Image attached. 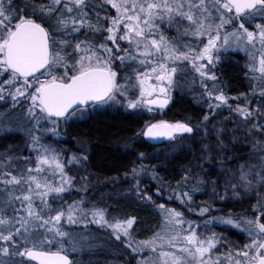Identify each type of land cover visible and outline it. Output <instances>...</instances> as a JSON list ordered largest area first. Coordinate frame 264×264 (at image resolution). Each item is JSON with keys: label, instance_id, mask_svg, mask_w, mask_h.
Here are the masks:
<instances>
[{"label": "snow or ice", "instance_id": "snow-or-ice-1", "mask_svg": "<svg viewBox=\"0 0 264 264\" xmlns=\"http://www.w3.org/2000/svg\"><path fill=\"white\" fill-rule=\"evenodd\" d=\"M7 2L10 4L11 0H7ZM105 2L116 9L117 13L115 17L105 18L110 19L111 26L107 28H104L103 24L100 23L98 14L96 23H93L89 18V12L86 9L93 7L92 0H47V3H41L38 6L34 4L26 5V8L29 9L28 15H24L18 8H5V0H0V75H3L4 72H10V79L4 82L6 84H13L17 80L23 81L21 86L16 88V95L18 96H23L27 88L32 87V83H29V77L34 78V83L37 86L29 97L33 103V108L29 109L30 113L34 109H39L41 113L46 114L43 117L45 119L54 116L64 117L67 120L80 112L82 107L87 105L89 101L107 103L115 100L116 94L118 92L122 94L124 88V85H118L116 82L117 73L111 68L112 48L108 47L107 43L97 46L92 43L91 39L80 40L75 43L68 39H58L57 36L50 34L42 23H38L33 18L37 12L43 17H54L53 32L62 33L64 36L79 33L81 29H87L92 33L107 32L106 40L111 41L117 50L120 49L118 41L128 42L133 51L130 52L128 49H124L125 55L117 57L121 63L123 64L125 60H133L138 61L140 65H147L151 69L150 72L137 74V81L141 88L140 99L136 102H129V108L142 106L144 103L143 98L151 96L155 91L167 96L168 90L165 87L161 86L157 89L155 85L147 83L154 76L158 82L172 84V77L176 72V68H169L166 62L161 61H172L173 63L178 60L191 61L195 71L200 73L201 77H207L213 81L217 80L212 69L215 67V63L219 61V55L214 57L212 53L214 49H217V41L221 39L220 29L227 24H231L233 20H239L242 17L254 18L256 15L264 17V0H105ZM213 10L218 13L219 19V23L215 27L208 23L209 20L214 19L212 16ZM226 16L227 18H225ZM165 19L170 25L187 21L189 27L185 29L184 34L207 35V44L200 52H196L191 48L186 52H178L176 46L171 44L163 33L159 32V24L156 21H164ZM255 27L258 31H249L244 23H239L235 32L228 33L223 37V45L228 43V36L231 35L237 38L244 36L250 43L258 40L261 46L264 47V25L256 24ZM156 35L159 36V39L155 38ZM68 46H72L73 51L82 54L72 65L73 75L69 76L65 72L64 76L57 77L52 74V69L62 63L67 67L61 52ZM98 50L107 53V58L98 56ZM153 57L156 59L153 60ZM205 59L206 64H197V61ZM41 69H45L51 76L50 80L39 81L38 78H35L34 74ZM253 71L259 72L261 78L264 79V55L261 56L258 67H253ZM2 92L3 85L0 84V93ZM209 95L211 96L212 93L209 92ZM260 95L264 97V89H261ZM3 98V95L0 94V99ZM13 99H15V96H13ZM215 99L220 102L215 107H220L221 105H228L230 98L221 91L219 95L215 96ZM146 103L147 105L158 104L162 109L167 105L168 99H153L148 100ZM229 108L231 109L230 105ZM148 110L152 111V108L149 107ZM232 110L246 121L258 115L264 117V113H261L259 108L252 110L247 106H237ZM204 119L207 120L208 117L205 116ZM52 123L55 125L57 121L53 120ZM254 127L257 126L254 125ZM258 127L261 131H264V125ZM52 131H55V129H52ZM193 131L194 129L187 123L170 124L161 121L148 126L144 134L150 138L168 137L171 139L174 138L176 133H192ZM38 140L39 137H33V145ZM48 151L49 149L45 147L44 152L47 153ZM83 159H86V157ZM261 159L264 160V158ZM73 160L79 162L76 157H73ZM47 164H54L59 169L61 173L59 186H53L47 180L41 183L37 176L31 175L33 171H44L39 165ZM0 167H3L2 162H0ZM252 167L254 166H249L246 169L244 165H241L239 169L238 183L243 186L245 192L255 187L250 177L254 176L257 183L264 185V175L261 172L253 173ZM63 169L64 166L59 162L56 155L49 159L48 155L42 154L39 157L38 167L35 170H26L28 172L27 176L13 175L10 171L0 173V185L5 186L6 192L4 203L10 204L19 201L24 211L23 216L9 217L4 209L0 207V241L16 245L17 236L24 241L12 253H10L9 247H0V253L4 256L15 255L28 260L39 261V264H73V261L67 255L62 254L66 242L65 238H67V242H70L72 251L81 250L78 249L81 241L77 240L72 233L65 231L64 225L65 223L68 225L82 223L87 213L79 206V202L68 205L64 210H55L52 209L46 199L53 193L58 195L65 192L67 190L65 185H71L72 178L66 177ZM133 172H135V169ZM227 183L233 189V195L238 196L237 184L232 183L230 180ZM8 185L22 187H13L8 190ZM23 185H26V187H23ZM17 191L20 192V195H16ZM185 197L187 200L192 199L191 195L183 193V196L180 197L182 202ZM147 199H151V197H147ZM37 201H39L38 205ZM159 207L164 208L163 205ZM257 209L260 216H264V203L258 202ZM164 210L167 213L169 223H175L176 225L184 223L180 219L182 213L177 212L175 209ZM16 211L19 212V210ZM53 211H55V215L51 214ZM89 211L92 216L90 222L114 229L117 232V239H120L119 233H123L125 237H130L129 229L135 222L134 218L110 224L105 219L104 210L94 209ZM208 211V208H202L200 214L203 215ZM260 216H257L255 220L244 221L246 227L243 230L253 239L250 244L245 245V250L235 253L236 256L243 257L247 264H251L252 261L255 264H264V252H262L264 250V223L260 222ZM214 219L221 224L232 225L235 228L241 227L238 219L233 220L231 217H216ZM37 227L44 229L42 235L45 236V239L40 241V245H50L55 241L59 245L56 251L37 250V244L34 243L31 247H28L30 241L27 239V235ZM189 228H192L191 222H189ZM48 234L51 235L52 239H47ZM157 239L166 242L175 249L177 247L176 242L181 237L179 233H176L165 240L164 236L157 233L152 240L139 243L145 247H153V250H155ZM182 239L185 246L180 248L179 251L186 255H177L175 252H161L160 256L167 258L162 261V264H189V258L195 261L196 264H219L220 257H217L215 261L211 260L212 249L220 243V238L215 233L202 240L193 230L188 235L183 236ZM128 247L132 248V245L128 244ZM21 248L23 250H20ZM138 250V248H132L134 252ZM250 251L254 253L251 257L249 256ZM206 256L207 259H205ZM232 256L233 254L229 252L224 257L229 261V264H232ZM0 264H4V261L0 260ZM141 264H145V262H141ZM235 264H240V261L237 260Z\"/></svg>", "mask_w": 264, "mask_h": 264}, {"label": "trees", "instance_id": "trees-1", "mask_svg": "<svg viewBox=\"0 0 264 264\" xmlns=\"http://www.w3.org/2000/svg\"><path fill=\"white\" fill-rule=\"evenodd\" d=\"M17 1L23 7L24 15L29 13L26 5H39V0ZM33 18L51 32V21L38 12ZM75 62L76 59L67 56L64 60L67 65L65 71L57 70L56 76L62 77L65 72L69 76L74 74L72 65ZM217 73L227 94L251 93L253 76L241 55L220 61ZM251 100L264 113V97ZM147 110L146 107H105L80 117L60 119L64 120L61 146L77 150L86 157V168H83L81 175L86 174L89 180L84 193L109 217L134 218L135 222L130 228L132 242L151 238L164 227L167 221L164 209L167 206L179 210L183 215L194 212L185 204L188 201L186 197L181 202L183 193L191 195L192 200L200 198L206 203L209 209L207 218L231 216L242 225L245 220L260 216L257 205L258 202L264 203V185L257 183L254 176L250 177L255 187L245 192L238 183L241 165L246 169L254 166L253 173L261 172L264 175V166H258L264 153V131L254 127L260 119L253 121V117L242 123L232 109L221 108L211 121L214 132L210 136L194 139L193 131L152 144L143 135L145 127L155 122ZM152 111L159 112L168 121L186 122L193 129V125L199 124L207 115L195 96L186 90H176L168 107L152 108ZM260 118L264 121V117ZM20 137L9 132L1 135L0 147L13 145ZM72 169L75 171V168ZM76 173L79 171L76 170ZM235 176L237 180L232 179ZM229 180L238 183V196L233 195V189L227 183ZM101 193L103 195L99 198ZM63 198L71 200L76 196L65 193ZM160 205L164 208H160ZM260 221L264 223V216H260ZM212 225L222 229L227 238L240 245L248 244L251 238L242 226L235 228L225 225L222 228V224ZM95 229L102 246L83 253H70L73 264L78 259L88 258L90 252H94L98 258L111 257L124 264L137 263L135 252L128 247L130 240L122 235L117 239L114 233ZM39 248L56 249L47 245ZM22 259L33 264L26 258Z\"/></svg>", "mask_w": 264, "mask_h": 264}, {"label": "rangeland", "instance_id": "rangeland-1", "mask_svg": "<svg viewBox=\"0 0 264 264\" xmlns=\"http://www.w3.org/2000/svg\"><path fill=\"white\" fill-rule=\"evenodd\" d=\"M41 3H47V0H39V5ZM93 7L91 9H86L89 12V18L92 20L93 23H96L97 20V14L100 17V23L103 24L104 28L110 27V17H115L117 15L116 9H114L110 4H107L105 0H92ZM5 8H18L22 11L23 7L20 5L19 1L17 0H11V3L9 4L7 0H5ZM39 13V12H38ZM8 13L6 12V15ZM40 14V13H39ZM232 15V14H228ZM212 16L214 19H211L208 21L213 27H215L216 24L219 23L218 19V13L213 10ZM43 17V16H42ZM49 21H51V32L50 34L57 36L58 39H68L72 41L73 43L78 42L80 40H86L91 39L92 43L95 45H99L102 43H107V46L112 48V59H111V68L113 71L117 73L116 82L118 85H124V88L122 89V94L118 92L116 94L115 100L108 101L107 103H94L89 106H84L86 108L81 109L80 112H77V114L71 118L80 117L82 115H85L90 112H94L95 110H98L100 108L105 107H128L129 102H136L140 99V85L137 81V74L138 73H144V72H150V67L147 65H140L138 61L133 60H125L123 64L121 61L117 58L119 56H124L125 52L124 49H128L130 52L133 51V48H131L127 41H118L120 44V49L117 50L115 46L112 44L111 41H107L106 37L108 35L107 32H96L92 33L91 31L87 29H81V32L79 33H72L71 35L64 36L62 33H56L53 32V27L55 24L54 17H43ZM227 18V16L225 17ZM157 24H159V32L163 33V35L169 40L171 44L176 46L178 52H186L189 50V48L194 49L196 52H200L203 47L207 44L208 37L205 36H193V35H185V29L189 27L187 21H181L179 23H173L169 24L167 19L164 21H156ZM244 23V26L248 28L249 31H258L255 27L256 24H262L264 25V17H261L259 15H256L254 18H248V17H242L239 20H233L231 24H227L224 26V28L220 29V36L221 39L217 41V49L213 50V56L219 55V61L215 63V67L212 69L214 74L217 77V80L213 81L208 79L207 77H201L200 73L196 72L193 64L191 61L188 60H178L174 63L172 61H161L166 62L169 66L175 67L176 72L173 74L172 77V84L168 85L167 82H158L155 77L153 76L150 80H148L149 85H155L158 89L159 87H165L168 92L167 96L160 94L158 91H155L152 93L151 96H145L143 98V105L139 107H148L145 105V100L148 98H154V94H159L160 96H165L172 98L173 94L176 90H186L189 91L191 94H193L196 98V101L199 102L206 110L208 119H203L199 124L194 127V139H204L205 136H210V134H213L214 130L210 124L213 120V117L215 114H219V110L221 108H228L229 105L234 106L231 109H235L237 106L239 107H245L247 106L249 109H257L258 106L256 103H254L251 99L262 97L260 95L261 89H264V79L261 78V75L259 72H254L253 67H258V62L262 55H264V47L261 46L260 42L258 40L254 42H248L246 37L240 36L237 38L236 36H228V43L226 45H223V37L227 35L228 33L235 32L237 30L238 24ZM215 35V33H213ZM93 36V37H92ZM103 37V38H102ZM156 39H159V36H155ZM51 45V44H50ZM223 45V46H221ZM142 51V49H141ZM82 53H78L73 51L72 46H68L65 48L61 55L66 58L67 56L70 58H74L76 60L79 59V56ZM89 55L91 53H88ZM241 55L243 60H246V63L248 65V69L250 70L251 75L253 76L254 83L252 84L251 93L250 94H241V95H229L226 93L224 86L222 82L219 79V75L217 73V67L220 61L226 59L227 57H234L236 55ZM97 55L103 58H107V53H104L103 50H98ZM143 58V57H140ZM153 60L156 58L153 57ZM207 61L200 60L197 61V64H206ZM64 65H56L52 69V74L56 75V71L59 70V72L65 71ZM10 72H4L3 75H0V84L3 85V92L0 93L3 95V99H0V134L6 133L8 131L14 130L18 131L23 134V144L19 145L18 147H21V152L19 153H0V162L3 163V167H0V173H7L12 172L13 175H24L27 176L28 172L27 169H33L35 170L38 167L39 157L43 155H48L49 159L53 155H56L59 162L64 166V173L66 174V177L72 178V183L70 186L65 185L67 190L60 194H51L46 199L48 204L51 205L52 209L55 210H64L67 208L68 205H73L75 203L79 202V206L85 210L87 213L86 217L83 219L82 223L74 224V225H68L65 223L64 230L68 231L73 234V236L81 241V243L78 245L77 251L71 250V244L70 242H67V238H65L64 243V250L69 253H83L84 251H87L92 248H97L102 246V241H100L99 233H96V229L100 230H107L111 233H114L117 235V232L109 228L107 226H101L100 224H96L93 222H90L92 220V216L89 210L94 209H102L101 207L96 206L94 202H92L89 197H87L85 191V187H87L88 183V176L86 174H82L83 168H86L85 165V159L83 156V153L79 151L70 150L67 148H64L61 146V138H62V127L64 125V120H60L62 118H43L46 116V114L41 113L39 109H34L32 113L29 112L30 108H33V103L31 99L29 98L30 95L34 92L35 87L37 86L34 83V78L31 77L29 79V83H32L31 88H27L25 91V94L23 96L16 95V88L20 87L22 84V80H17L13 84H6L4 83L6 80L10 79ZM35 78H38L39 81H48L51 79V76L46 72L44 69L42 72L37 73L35 75ZM147 87V85H145ZM223 92L225 96L229 97L228 105H221L220 107H215L216 104H219L220 102L215 99L216 95H219L220 92ZM209 92L212 93V95H209ZM255 92V94H254ZM13 96H15V99H13ZM250 102V103H249ZM137 107V108H139ZM130 109H136V108H130ZM149 111V110H147ZM233 112H235L233 110ZM237 113V112H236ZM150 116L155 120V122L158 121H165L168 122V120H165L161 117L160 113L155 111H149ZM237 116L240 118V121L242 123H245L246 120H244L238 113ZM39 118V119H38ZM205 118V117H204ZM251 119V118H250ZM260 119V122L256 125L257 127L259 125H264V121L260 116L254 117L252 120L257 121ZM55 120L57 123L54 125L52 121ZM172 123H176V121H171ZM252 122V121H251ZM52 129H55V131H52ZM258 129H260L258 127ZM261 130V129H260ZM33 137H39V140L35 145H33L32 138ZM175 139V138H174ZM48 148L49 151L47 153L44 152V148ZM25 148V151H24ZM11 159H8V158ZM73 157H76L79 161L78 163L73 160ZM261 158H264V153L260 156V162L258 166L262 168L264 166V160ZM71 161V162H70ZM44 169L42 172L33 171L31 175L37 176L38 179H40L41 183H43L45 180H47L49 183H51L53 186H59L61 183V173L59 169L55 167L54 164H47V165H39ZM72 168H75V171H73ZM76 170L79 171V173H76ZM252 170V169H251ZM231 175H228L230 177ZM238 176V175H237ZM237 176L233 177V180H237ZM110 179L107 181L109 182ZM233 182V181H232ZM238 184L237 182H235ZM13 187L20 188L22 186H12L8 185L7 189L11 190ZM23 187H26V185H23ZM73 194V196H76V198H71V200H66L64 197V194ZM16 195H20V192L17 191ZM103 195V193L100 194V197ZM6 200V192H5V186L0 185V207H2L6 213L7 216H23L24 211L21 208L20 202L15 201L14 203L5 204L4 201ZM55 202V203H54ZM182 202V201H181ZM37 205L39 204V201L36 202ZM188 206V209H192L194 212H192L190 215H183L180 217L184 221L181 225H176L175 223H169L166 213V223L164 227L157 233H160L161 236L165 237V240L176 233L180 234L181 239L178 240L177 247L173 249L170 247L166 242L161 241L157 239L155 241V250H153V247H145L141 245L139 242L141 241H149L152 240L156 234L151 237L144 240H136L132 242V237L130 234V237H125L128 240H130V244L132 245V248H138V251H135L137 263L141 264V262H145V264H162V261L164 259H167L166 257H161V252H175L177 255L185 256L186 254L179 251L180 248H183L185 246V243L182 239L183 236L188 235L191 231H195L197 236L200 239H205L206 237L212 236L213 233H215L220 238V243L217 244L216 248L212 249L211 252V260L215 261L217 257H220L219 264H229V261L226 260L224 257L231 252L233 254L232 256V264H235L237 260L240 261V264H247V262L244 260L243 257L236 256V252H240L245 250V245H248L252 242L253 237L250 236V240L248 241V244L240 245L233 239L227 238L222 229H217L212 224H220L218 223L214 218L209 216H206V213L203 215L200 214V211L202 208H207L208 206L206 203H203L200 198L198 200H188L185 203ZM207 207H206V206ZM165 209H175L173 207H165ZM16 210H19L17 213ZM103 210V209H102ZM177 212H180L179 210L175 209ZM182 213V212H180ZM52 215H55V211L51 213ZM79 215V213H78ZM105 219L110 224H115L117 222L126 221V219L121 218H112L109 217L104 212ZM216 217H223V218H229L231 216H215ZM232 218V217H231ZM256 217H252L251 220H255ZM233 219V218H232ZM237 220V219H233ZM208 221H211L210 223H206ZM189 222H191L192 228H189ZM261 222V221H260ZM63 223V221H62ZM262 223V222H261ZM241 225V224H240ZM18 226V225H17ZM225 226V224H222V228ZM229 226V225H228ZM242 228H245L246 225L244 222L242 223ZM44 233V229L41 228H34L30 232V234L27 235V239L30 241L28 244V247H31L32 244H37L38 247H44V246H54L56 249L59 247V245L54 241L52 244H43L40 245V241L45 239V236L42 235ZM130 233V229H129ZM119 235H123V233H119ZM47 239H52L51 235H47ZM17 244L16 245H10L8 242L0 241V247L7 246L9 247L10 253L14 252L17 247H19L21 244L24 243L23 240L19 236L16 237ZM20 250H23L22 248ZM264 252V250H262ZM254 253L252 251L249 252V256L251 257ZM208 257L206 256L205 259ZM117 258H111L107 257L104 258H98L95 257L94 252H90L88 258L78 259L75 261L74 264H124L116 260ZM0 260L4 261V264H31L25 262L22 257L15 256V255H9L4 256L2 253H0ZM189 264H196L195 261H192L189 258Z\"/></svg>", "mask_w": 264, "mask_h": 264}, {"label": "water", "instance_id": "water-1", "mask_svg": "<svg viewBox=\"0 0 264 264\" xmlns=\"http://www.w3.org/2000/svg\"><path fill=\"white\" fill-rule=\"evenodd\" d=\"M38 23H39V22H38ZM42 70H43V69H41L40 71H42ZM40 71H38V72H40ZM38 72H36L35 74H37ZM72 75H73V74H72ZM153 99H157V100H159V99H168V103H167V105H166L165 107H163L162 109L168 107V105L170 104V98H169V97H165V96H156V97H154V98H148L147 100H145V105L148 106V107L154 108V109H161V108L159 107L158 104L147 105L146 102H147L148 100H153ZM93 103H95V102L89 101L88 104L85 105V106L91 105V104H93ZM70 111H71V110H70ZM53 118H58V117H54V116H53ZM59 118H62V117H59ZM159 122H161V121L153 122V123L148 124V125L145 127L144 132H143L144 138H145L147 141H149L150 143H152V144H158V143H160V142H162V141H164V140H166V139H169L168 137H156V138H150V137H148V136H146V135L144 134V133L147 131V127H148V126H150L151 124L159 123ZM168 123H170V124H175V123H172L171 121H168ZM176 123H186V122L178 121V122H176ZM187 124H188V123H187ZM188 125L191 126L190 124H188ZM191 127H192V126H191ZM181 134H183V133H176L175 135H181ZM37 250H41V251H53V252L56 251V249H42V248H39V247H37ZM62 254L67 255V256L69 257V259H70L71 261H73V257H72V255H71L70 253H68V252H66V251H63ZM27 260H28V259H27ZM29 261L34 262V263H36V264H39V261H32V260H29ZM251 264H255V262L252 261Z\"/></svg>", "mask_w": 264, "mask_h": 264}, {"label": "flooded vegetation", "instance_id": "flooded-vegetation-1", "mask_svg": "<svg viewBox=\"0 0 264 264\" xmlns=\"http://www.w3.org/2000/svg\"><path fill=\"white\" fill-rule=\"evenodd\" d=\"M93 4V3H92ZM93 5H96V4H93ZM37 22H39V23H42V22H40V21H38V20H36ZM43 24V23H42ZM43 26L44 27H46L44 24H43ZM47 28V27H46ZM48 29V28H47ZM49 30V29H48ZM49 32H50V30H49ZM93 37V36H92ZM51 46V45H50ZM44 70V69H43ZM42 70V71H43ZM42 71H40V72H42ZM40 72H38V73H40ZM36 74H34V76H35ZM31 77H29V79H30ZM156 96H160L159 94H154V96L153 97H156ZM170 100H171V98H170ZM95 103H97V102H95ZM94 104V103H93ZM148 107V106H147ZM53 118V117H52ZM9 133H15V134H18L19 136H21L20 137V140L18 141H16V143L15 144H13V145H5L4 147H0V153H2V152H4V153H9V152H11V153H13V154H17V153H19V152H21L22 150H21V147H18L19 145H22L24 142H23V139H24V136H23V134L22 133H20V132H18V131H14V130H11V131H8ZM8 132H6V133H8ZM3 134H5V133H2V134H0V136L1 135H3ZM24 151H25V148H24ZM42 249H45V248H42ZM33 264H36V263H34V262H32Z\"/></svg>", "mask_w": 264, "mask_h": 264}]
</instances>
